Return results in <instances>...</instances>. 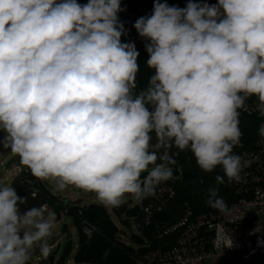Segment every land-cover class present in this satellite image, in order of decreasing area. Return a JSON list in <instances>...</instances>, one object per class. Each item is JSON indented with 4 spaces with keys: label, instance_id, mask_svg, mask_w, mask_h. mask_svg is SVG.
Segmentation results:
<instances>
[{
    "label": "clouds",
    "instance_id": "9594fccd",
    "mask_svg": "<svg viewBox=\"0 0 264 264\" xmlns=\"http://www.w3.org/2000/svg\"><path fill=\"white\" fill-rule=\"evenodd\" d=\"M121 10V0H0V144L37 179L105 207L154 196L173 176V148L206 173L220 167L216 185L239 183L251 163L233 151L240 112L255 97L264 117V0H156L134 24L152 70L140 91ZM258 134L264 142V124ZM26 203L0 184V264L51 254L56 216L46 206L21 212ZM206 203L228 211L219 187Z\"/></svg>",
    "mask_w": 264,
    "mask_h": 264
},
{
    "label": "trees",
    "instance_id": "16d2710c",
    "mask_svg": "<svg viewBox=\"0 0 264 264\" xmlns=\"http://www.w3.org/2000/svg\"><path fill=\"white\" fill-rule=\"evenodd\" d=\"M148 53L145 50L138 56L140 70L137 74V86L147 87L152 70L146 66ZM260 119L248 116L240 112L239 128L242 133L241 144L234 148V154L242 155L253 149L258 136ZM172 165L173 176L166 182L156 187L155 194L162 185H168L173 194H163L155 203L152 216L148 224H145L143 210L153 199L149 196L133 205L125 201L119 207H111L116 216H123L120 222L127 230H119L108 214L105 206L100 203L77 205L64 203L40 181L34 177L25 167L10 184L15 188L17 195L27 199L26 204H20L21 212L33 206L47 204L53 208L54 213L60 214L67 208L68 216H71L78 228L77 250L73 257L76 264H138L145 253L160 249L166 250L174 246L183 229L177 228L166 234L162 232L176 224L186 211H190L192 217L202 214H218L216 209L206 203L208 189L219 187V196L223 197L228 208L236 202L235 186L233 182L216 185L215 176L223 175L222 169L217 167L212 173L202 171L189 150L182 151ZM20 165L19 157L10 165ZM159 207V209L155 208ZM80 210V216L77 211ZM191 217V218H192ZM81 219L92 226L93 231L86 236L81 231ZM126 236V240L124 239ZM38 264H63V259L54 262L51 255L42 259Z\"/></svg>",
    "mask_w": 264,
    "mask_h": 264
},
{
    "label": "built area",
    "instance_id": "2783aa9c",
    "mask_svg": "<svg viewBox=\"0 0 264 264\" xmlns=\"http://www.w3.org/2000/svg\"><path fill=\"white\" fill-rule=\"evenodd\" d=\"M77 2L83 5L87 0H77ZM155 2L156 0H121L122 10L118 13V17L125 29L121 41L134 43L139 55L146 50L145 46L149 41L139 36L134 24L140 17L151 16ZM159 2L184 8L189 0H159ZM193 2L214 5L218 0H193ZM144 88L146 87L137 86V91ZM257 103V98H249L246 109L241 112L259 118L260 128L264 124V117L256 110ZM181 152L176 148L171 150L174 158ZM241 156L251 163L241 173V181L233 182L238 198L228 211L195 217H192L190 211H186L176 224L162 232L166 234L177 228L183 229L174 246L166 250L149 251L138 264H200L206 260H220L233 264H264V142L261 141L259 134L253 149L242 153ZM9 168L13 178L25 169L20 165ZM0 184H2L1 180ZM163 194L168 196L173 194L166 184L158 189L153 199L145 206L143 210L145 224L150 221L154 202ZM41 206H46L49 211L47 204ZM155 208L159 209V207ZM61 212L67 214V208ZM80 214L81 211L78 210L77 215ZM81 231L88 236L93 228L81 219Z\"/></svg>",
    "mask_w": 264,
    "mask_h": 264
},
{
    "label": "rangeland",
    "instance_id": "374dc122",
    "mask_svg": "<svg viewBox=\"0 0 264 264\" xmlns=\"http://www.w3.org/2000/svg\"><path fill=\"white\" fill-rule=\"evenodd\" d=\"M4 135L3 132H0V138ZM16 155L11 152L10 149H6L0 144V180L3 185H10L13 181L10 173H12L9 168L10 165L15 161ZM53 195L58 198L59 201L69 204H75L83 206L90 203H99L94 193H89L82 191L78 188L69 186L63 190H59L55 183L51 181L40 180ZM125 201H129L131 205L137 202L131 196L126 197ZM49 211L53 212L51 206H47ZM108 214L110 215L113 222L117 225L119 230H127L126 226L123 225L119 220L124 219L123 216H116L111 207H105ZM55 214V213H54ZM56 216V214H55ZM126 240V236H124ZM49 244L51 246V257L54 259V262H58L59 259H63V264H76L73 262V257L77 250L78 244V228L75 225L71 216L63 214L60 212L56 216V226L53 230L52 236L49 238ZM43 258L39 254V249L37 248L33 251L31 260L29 264H38ZM238 259V258H237ZM201 264H224L216 261H205Z\"/></svg>",
    "mask_w": 264,
    "mask_h": 264
},
{
    "label": "crops",
    "instance_id": "0c3cea01",
    "mask_svg": "<svg viewBox=\"0 0 264 264\" xmlns=\"http://www.w3.org/2000/svg\"><path fill=\"white\" fill-rule=\"evenodd\" d=\"M206 261H211V262L216 261V262H220V263H224V264H233V263H230V262L220 261V260H206ZM203 262H205V261H203ZM201 263H202V262H201ZM201 263H200V264H201Z\"/></svg>",
    "mask_w": 264,
    "mask_h": 264
}]
</instances>
